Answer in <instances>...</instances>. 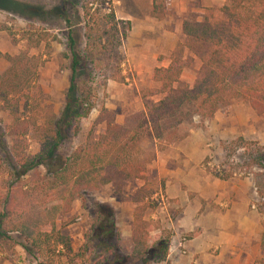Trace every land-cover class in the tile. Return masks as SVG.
<instances>
[{"label":"trees","instance_id":"1","mask_svg":"<svg viewBox=\"0 0 264 264\" xmlns=\"http://www.w3.org/2000/svg\"><path fill=\"white\" fill-rule=\"evenodd\" d=\"M7 1L0 0L1 10H12ZM80 8L84 47L75 49L68 32L67 53H62L69 70L63 105L58 115L47 111L40 125L32 109L28 115L23 113L18 96L34 81L44 59L26 50L0 52V59L7 62L0 72V109L10 116L1 126L11 138L0 159V239L17 234L23 242L21 248L32 254L37 264H82L88 248L98 254V264L160 263L167 258L169 233L142 217V205L132 211L125 247L119 245L113 209L105 202L95 201L88 208L89 221L76 250H72L69 237L56 228V220L69 212L75 199L85 207L89 191L108 184L117 194L127 181L145 179V163L132 156L128 145L141 128L159 139L161 121L168 117L187 114L203 121L218 107L236 100L248 103L259 114L264 112V0H223L218 7L207 6L202 20L181 21L187 50L201 59L192 86L174 84L183 63L172 54L166 67L152 70V80L159 86L152 92L160 99L144 103L141 111L131 114L129 127L125 122L117 124L114 114L100 106L96 121L102 127L96 135L89 128L85 140L66 154L60 151L65 132L74 134L92 107L91 80L95 75L104 81L122 78L120 65L125 58L120 47L129 29L128 20L115 16L110 6L105 9L100 2H86ZM161 12L162 7L152 1L149 14L159 17ZM43 39L26 40L29 47H35ZM94 48L97 52L92 55ZM88 62L90 70L86 69ZM140 96L145 98L146 94ZM27 136L38 146L32 155L26 153ZM220 148L226 155L243 148L248 164L264 171V147L255 140L237 136L222 141ZM210 173L221 180L231 177V172L224 170L212 169ZM254 187L258 198L264 197V179L262 183L255 181ZM142 190L138 187L129 197L141 202ZM153 230L157 233H151ZM259 250V263L264 264V225Z\"/></svg>","mask_w":264,"mask_h":264},{"label":"rangeland","instance_id":"2","mask_svg":"<svg viewBox=\"0 0 264 264\" xmlns=\"http://www.w3.org/2000/svg\"><path fill=\"white\" fill-rule=\"evenodd\" d=\"M152 1L162 7L159 17L149 14ZM86 2H100L102 7L108 6L114 15L120 19L128 20L129 29L125 39L121 43L120 50L125 60L120 65L121 79H108L104 81L100 76L95 75L91 80L92 87V107L89 109L84 120L78 124L76 132L71 130L65 132V139L62 141L60 151L69 153L75 146L86 138L89 128L93 135H96L102 127V123H97L96 117L98 108L105 107L114 114L117 124L125 122V127H129L132 119L129 117L135 112L142 110L143 104L160 99L159 94L152 91L158 89V83L152 80V70L155 67H166L172 54L178 55L183 63V67L174 83L179 86L191 87L199 68L201 59L199 55L190 52L186 48L184 36L180 33L179 23L183 20L200 21L205 16L206 7L203 3H181L166 2L164 0H10L6 4L12 8L0 9V52L15 53L26 50L28 54L42 57L43 62L38 67L36 77L30 86L19 94L20 107L25 115L32 109L35 115L36 124L40 125L46 116L47 111L58 115L61 111L64 92L68 82V62L62 57V53H67L65 48L66 35L71 34L75 41V49L84 47L83 24L80 4ZM177 3V5H176ZM94 4H92V7ZM218 7L217 4L210 5ZM97 33V32H96ZM37 36L44 37L37 46L29 47L28 40ZM97 48L91 50L94 55ZM7 62L0 59V72L5 69ZM91 64H86V69H91ZM85 76H80L84 79ZM146 94L141 98L140 94ZM248 103L236 100L228 105L218 107L214 112H226L235 105L244 106ZM255 112V111H254ZM229 111L226 112L228 114ZM256 118L252 120L251 137L245 141L255 140L259 147H264V112H255ZM214 114V113H213ZM244 115L245 112L242 111ZM178 118L179 120H177ZM5 120H10L8 114H4L0 109V159L4 157L10 137L4 133L1 124ZM167 124V125H166ZM166 125V126H164ZM144 125H142L143 127ZM162 132L159 139H154L145 131L140 130L135 134V139L128 141L131 154L141 163H145L144 180L127 181L119 193L114 194L112 187L108 184L101 186L98 190H92L85 195V207L78 199L71 203L68 213L61 215L56 220V228L59 232L69 237L72 250H76L82 242V234L87 228L88 208L93 202H105L113 209L115 226L119 234L120 246L129 244L131 222L133 220L132 211L135 206L142 205L144 210L142 217L150 221L152 226L165 229L169 233L166 260L160 263L147 264H213L214 255L218 249L214 245L200 248V252L189 255L183 248V252L175 249L178 238H183L184 242L196 236L197 232L176 234L172 230V224L176 222L180 207L176 202L163 194L164 178L158 176L157 172L151 168L154 160L163 157V154L172 145L184 146L187 158L192 163L193 174L200 176V169L206 173L210 170H224L231 172L234 178H251L262 183L264 171L248 164V156L243 148L229 151L226 155L220 148V143L224 140L235 137H221L214 133L217 125L213 123V115L206 120L200 121L196 116L168 117L161 121ZM26 153L34 154L38 146L29 136L26 137ZM207 146V154L203 157L200 150ZM211 174V173H210ZM212 175V174H211ZM253 184V186H254ZM142 186V201H134L129 197L138 187ZM255 189V187H254ZM194 196L188 193V197ZM264 197L258 198L257 193L252 199L248 208L254 209L262 218L264 225ZM253 204V206H251ZM212 205V204H211ZM214 206V204H213ZM204 210L202 206L201 212ZM200 211V210H199ZM151 233H157L153 230ZM152 235V234H150ZM173 235V236H172ZM10 238L0 239V264H37V259L32 254H28L21 248L22 239L17 234L10 233ZM261 239V234H260ZM59 250L56 247L55 252ZM252 264H260L261 251ZM82 264H98L100 258L98 254L88 248ZM136 264H140L136 262ZM146 264V263H145Z\"/></svg>","mask_w":264,"mask_h":264},{"label":"crops","instance_id":"3","mask_svg":"<svg viewBox=\"0 0 264 264\" xmlns=\"http://www.w3.org/2000/svg\"><path fill=\"white\" fill-rule=\"evenodd\" d=\"M166 2L210 6L221 5L223 0H164ZM227 111L214 112L213 123L217 125L214 133L219 138L238 135L252 138L251 124L256 118L254 110L247 104L241 107L235 105ZM207 149L206 146L200 150L201 156L207 154ZM150 166L158 176L164 178L163 194L166 198L174 199L180 207L178 218L172 224L174 235L197 232L196 236L183 243L189 255L200 252L201 247L214 245L218 252L214 255L213 264L253 263L258 254L262 218L254 209L248 208L256 195L251 178L230 177L221 180L202 169L200 176L195 177L183 145L170 146L165 155L162 158L158 156ZM188 193L194 196L189 198Z\"/></svg>","mask_w":264,"mask_h":264},{"label":"built area","instance_id":"4","mask_svg":"<svg viewBox=\"0 0 264 264\" xmlns=\"http://www.w3.org/2000/svg\"><path fill=\"white\" fill-rule=\"evenodd\" d=\"M262 199H264V198H262ZM251 206H253V204ZM183 243H184L183 238H178L176 241L175 249L180 253L183 252Z\"/></svg>","mask_w":264,"mask_h":264}]
</instances>
